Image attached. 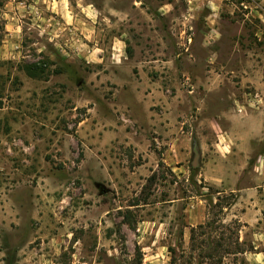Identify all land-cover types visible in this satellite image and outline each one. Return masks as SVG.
Returning a JSON list of instances; mask_svg holds the SVG:
<instances>
[{"label":"rangeland","instance_id":"obj_1","mask_svg":"<svg viewBox=\"0 0 264 264\" xmlns=\"http://www.w3.org/2000/svg\"><path fill=\"white\" fill-rule=\"evenodd\" d=\"M80 2L87 37L0 0V264H249L264 235L204 177L228 117L264 115V0ZM210 220L245 254L198 258Z\"/></svg>","mask_w":264,"mask_h":264},{"label":"crops","instance_id":"obj_2","mask_svg":"<svg viewBox=\"0 0 264 264\" xmlns=\"http://www.w3.org/2000/svg\"><path fill=\"white\" fill-rule=\"evenodd\" d=\"M42 1L46 3L45 9L50 14H46L43 6L35 10L33 17L39 20L40 26L53 23L52 27L58 33H62V28H68L71 34L78 31L83 37L90 36L92 12L87 4L80 0L72 5L69 0ZM241 112L229 116L227 127L213 134L211 150L218 163L215 165L216 169L205 174L204 178H208L209 184L217 188V195L233 193L234 200L227 207L231 216L241 222L242 227L252 226V234L263 236L264 151L254 148L257 140L264 134V115L259 116L257 112H253L254 115L251 113L241 116ZM245 258L249 264H258L264 258V253L254 251Z\"/></svg>","mask_w":264,"mask_h":264},{"label":"trees","instance_id":"obj_3","mask_svg":"<svg viewBox=\"0 0 264 264\" xmlns=\"http://www.w3.org/2000/svg\"><path fill=\"white\" fill-rule=\"evenodd\" d=\"M28 72L30 75H34L31 67H28ZM155 180V173H152L148 179L147 184H152ZM233 199V194H230ZM215 221H207L204 223H198L194 226H189V249L191 251L197 250L198 258H207L212 260L213 263L219 262L223 253H243L245 249L241 246V242L238 237L233 239V233L224 235L223 231H220V236L218 238L212 237L211 232L219 227V225H214ZM237 221H234V224ZM237 225V224H236ZM222 223L220 224V227ZM224 226V225H223ZM225 227L230 230L229 225ZM202 237V238H201ZM173 250H171V253ZM193 255H189V259L186 260L187 264H195L192 262ZM199 263L200 261L197 260ZM175 259L172 257L170 263H174Z\"/></svg>","mask_w":264,"mask_h":264},{"label":"water","instance_id":"obj_4","mask_svg":"<svg viewBox=\"0 0 264 264\" xmlns=\"http://www.w3.org/2000/svg\"><path fill=\"white\" fill-rule=\"evenodd\" d=\"M198 156H199V153L196 152L195 155H194V158L192 160V166L193 167L198 165Z\"/></svg>","mask_w":264,"mask_h":264}]
</instances>
